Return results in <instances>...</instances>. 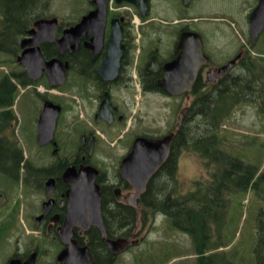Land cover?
Masks as SVG:
<instances>
[{
  "label": "flooded vegetation",
  "instance_id": "obj_1",
  "mask_svg": "<svg viewBox=\"0 0 264 264\" xmlns=\"http://www.w3.org/2000/svg\"><path fill=\"white\" fill-rule=\"evenodd\" d=\"M102 1L84 0L83 10H80L76 18L65 22L58 21L56 39L94 12L98 8V2ZM158 1L161 5L167 6L168 13L154 17L151 0H145L144 3L142 0H105L104 16L97 13L82 32L79 31L71 37L65 34L66 43L61 54L54 41L40 44V51L46 61L58 58L62 62L64 80L60 85L51 87L47 75L32 80L25 75L21 66L19 72L32 82L29 87L40 106L34 124L36 147L33 149V156L30 158L25 154L21 175L18 180L13 179V182L36 194L38 200L37 209L27 219L33 234L30 243L22 253L16 252L18 249L16 248L3 264H9L11 261L24 264L29 259H32V264H64L59 258H63V252L70 244L73 245V251L87 246L96 264H109L111 261L115 263L119 255H114L108 250L105 239L132 237L138 240L139 245L142 236L138 227L141 224L140 230L143 231L147 225L141 220V213L144 211L140 206L146 189L135 199L136 206L118 200L115 193L117 189L122 197L135 194L134 188L120 175V163L131 152L137 138H158L170 133H174L175 136L179 128H176L175 122L164 134L150 136L142 109L143 97L156 93L170 99L182 97L189 99L197 83L211 85L208 79L212 70L235 61L222 77L216 78L214 83H217L220 79L227 80L239 74L243 61L255 59L256 41H252L250 37L248 24L245 30L248 34L246 39L240 40L235 52L233 51L227 60L219 63L216 59L213 60L203 47L204 44L210 46L209 52L215 58L216 55L213 54L220 56L221 52L215 46L213 38L221 34L225 38V43L230 44L233 36L229 34L230 30L226 28V24L220 20L226 19V15L222 18H207L199 14L196 18L188 11L197 0H191L189 3L183 0ZM134 17L138 19V25H134ZM198 27L211 28L216 31L217 36L200 32ZM149 28H153L154 31L150 32ZM187 33H196L200 36L202 51L208 61L199 65L189 91L172 96L163 88L157 87L156 82L165 78L164 66L178 56L180 39ZM189 40L188 36L187 41ZM20 52L19 48L16 56ZM41 81H44L43 85L47 88L45 92L37 90ZM48 101L59 106L60 113L53 139L41 146L36 140L38 119L44 103ZM70 111L74 113L73 116L63 124L65 114ZM14 122L6 129L7 134H12ZM106 133L113 139L111 147L123 143L125 149L119 161L117 160V166L111 172L104 170L105 168L99 166L96 160L98 151L103 153L99 156L100 161L104 159L103 155L107 156V150L101 149L102 143L106 141L104 140ZM170 154L171 151L169 156ZM85 168H92L97 172L90 177L89 172H84ZM86 180L99 188L105 237L102 236L100 229L94 226L88 229L68 227L67 212L71 205L75 204L76 210L85 206V196L81 194ZM117 209L124 214L125 224L129 226L118 234L114 231L116 228L112 218ZM134 211L137 216L133 229L130 225L131 213ZM107 227L112 228L114 232L112 236L108 235ZM61 233H66V237H61ZM93 233L95 236H92ZM91 245L94 247V254L91 252Z\"/></svg>",
  "mask_w": 264,
  "mask_h": 264
},
{
  "label": "trees",
  "instance_id": "obj_2",
  "mask_svg": "<svg viewBox=\"0 0 264 264\" xmlns=\"http://www.w3.org/2000/svg\"><path fill=\"white\" fill-rule=\"evenodd\" d=\"M49 1L0 0V52L8 55L12 62L19 51L20 39L36 19L45 16ZM243 62L239 74L220 79L213 85L197 83L193 87V99L174 136L171 154L149 181L140 203L143 223L162 216L169 229L190 237L197 264H239L236 259L227 257L230 252L224 251L233 242L228 233V217L236 207L235 197L241 196L237 203L239 208L249 195L253 200L264 202V173L260 172V165H253L239 153H231L222 146L227 138L221 127L237 106L253 103L264 113V59ZM31 84L20 72L0 75V172L12 180L19 178L23 150L6 129L16 119L12 106L18 96L17 85ZM182 151L197 156L209 175L206 181L194 180L186 193L179 192L175 177ZM119 211L117 209L112 216L117 234L129 227ZM136 216V211L131 213L133 229ZM7 229L0 226L2 237ZM107 232L109 236L114 234L111 227H107ZM255 236L254 260L249 264H264V206L255 213ZM90 247L94 254V247Z\"/></svg>",
  "mask_w": 264,
  "mask_h": 264
},
{
  "label": "rangeland",
  "instance_id": "obj_3",
  "mask_svg": "<svg viewBox=\"0 0 264 264\" xmlns=\"http://www.w3.org/2000/svg\"><path fill=\"white\" fill-rule=\"evenodd\" d=\"M256 3L257 0H197L191 5L188 12L196 18L199 14L205 15L207 18H222L226 15V19L220 20L221 23L226 24V28L230 30L229 34L233 36L230 37V44L225 43V38L221 34L217 38H213L215 46L221 52L220 56L216 53L213 54L216 55L215 58L209 52L210 46L204 44L203 47L213 60L216 59L219 63L227 60L231 53L235 52L239 41L246 39L248 36L245 31L248 15ZM151 5L154 17L161 13H168L167 6L161 5L158 0H151ZM83 7L84 0H50L46 16L57 17L59 21L65 22L76 18ZM218 28L220 29V26ZM149 31L153 32L154 29L149 28ZM198 31H203L208 35L214 34V37L217 36L216 31L211 28L198 27ZM255 51L264 56V30L256 40ZM10 71L19 72L21 68L12 62L9 56L0 52V75ZM39 83H41V87L44 86V81ZM192 99V97L189 99L186 97L170 99L156 93H150L143 97L144 106L142 109L145 113L148 134L150 136L160 135L169 131L175 124L178 113L185 106H189ZM39 106V101L35 98L33 90L26 88L20 90L13 108L17 117L12 132L13 138L16 137L30 158L33 156V149L36 147L34 124ZM73 114L71 111L66 113L63 124ZM221 130L227 138L223 140V148L231 153H239L242 159L253 165L259 164L260 170L264 173V113H260L259 107L253 103L240 104L233 110L230 119L224 122ZM104 140L106 141L102 143L101 149L107 150V156L103 155L102 158L104 159L100 161L99 156L103 153L98 151L96 160L99 162V166L111 172L117 166L125 149L123 143L114 144L111 147L113 139H110L107 133L104 134ZM179 157L175 176L176 183L179 192L186 193L190 189L192 181L199 178L206 181L209 175L197 156L182 151ZM0 194L3 195L0 203V226L8 227L3 237L0 232V264H3L16 248H18L16 252L22 253L30 243L33 234L27 219L37 209L38 198L35 196L36 194L26 191L25 187L15 184L1 172ZM240 198L241 196L235 197L236 207L233 208V213L228 217V220L230 219L228 221V233L233 238V242L224 251L230 252L227 257L230 256L232 260L236 259L239 264H249L254 260L255 213L259 207L264 206V202L257 199L253 200V197L249 195L245 197V201H242V207L239 208L237 203ZM140 229L139 225L138 230L142 236V242L118 256L116 264H197L190 237L169 229L165 220L160 216L149 226H146L143 231ZM217 260L219 261L221 258H217Z\"/></svg>",
  "mask_w": 264,
  "mask_h": 264
},
{
  "label": "water",
  "instance_id": "obj_4",
  "mask_svg": "<svg viewBox=\"0 0 264 264\" xmlns=\"http://www.w3.org/2000/svg\"><path fill=\"white\" fill-rule=\"evenodd\" d=\"M103 1L98 2V8L94 12L65 31L64 35L59 39L55 37L56 18L36 20L33 23V28L21 40L20 48L22 51L16 57V62L25 68L26 75L33 80H37L45 74L50 80L51 87L60 85L64 80L62 62L58 58L46 61L39 45L43 42L54 41L58 47L59 54H61L64 49V43H66L65 34L71 37V35L78 34L79 31L82 32V29L97 13L104 16L106 3L105 0ZM144 1L142 0V3ZM190 1L183 0L185 3ZM248 21L251 39L255 40L264 30V0H258L249 15ZM188 36L190 37L189 42L187 41ZM178 51H180L178 56L164 66L165 78L156 82L158 87L163 88L170 95H180L189 91L199 65L208 61L202 52V40L196 33L183 34L178 45ZM233 64L234 61L217 70H212L209 73L208 82H214L216 78L223 76ZM186 112L187 108L181 110L177 126L181 124ZM59 113V106L54 105L50 101L44 103L38 119L37 142L39 145H46L53 139ZM173 137L174 134L170 133L160 138H137L135 140L131 152L124 157L119 166L121 177L134 188L135 194L122 197L119 189H117L115 193L118 200H123L136 206L135 199L145 191L151 177L167 159ZM84 172H89L91 177L97 171L92 168H85ZM81 195L85 196V206L80 210H76L75 204L71 205L67 212L68 227L77 226L82 229H88L90 226H94L100 229L102 236L105 237L106 232L100 209L101 194L98 186L86 180V185ZM1 199L2 196L0 195V201ZM61 237H66V233H61ZM136 243L137 241L131 238L105 239L106 247L113 254L121 253L124 249ZM73 250V245L70 244L63 252V258L60 257L59 260L64 262V264H96L87 246L76 248V251ZM9 264H19V262L11 261ZM24 264H32V259H29Z\"/></svg>",
  "mask_w": 264,
  "mask_h": 264
}]
</instances>
